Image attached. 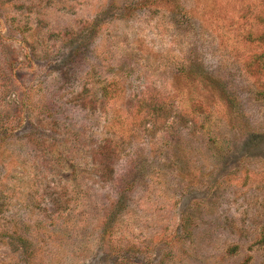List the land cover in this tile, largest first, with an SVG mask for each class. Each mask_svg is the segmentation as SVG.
<instances>
[{
	"label": "rangeland",
	"instance_id": "rangeland-1",
	"mask_svg": "<svg viewBox=\"0 0 264 264\" xmlns=\"http://www.w3.org/2000/svg\"><path fill=\"white\" fill-rule=\"evenodd\" d=\"M263 50L264 0H0V264H264Z\"/></svg>",
	"mask_w": 264,
	"mask_h": 264
},
{
	"label": "trees",
	"instance_id": "trees-1",
	"mask_svg": "<svg viewBox=\"0 0 264 264\" xmlns=\"http://www.w3.org/2000/svg\"><path fill=\"white\" fill-rule=\"evenodd\" d=\"M255 59L257 60V62H259V70H262L263 76H264V50L262 53H260L258 56H256ZM258 242L260 244L264 245V228H263V231H262L260 237L258 238Z\"/></svg>",
	"mask_w": 264,
	"mask_h": 264
}]
</instances>
